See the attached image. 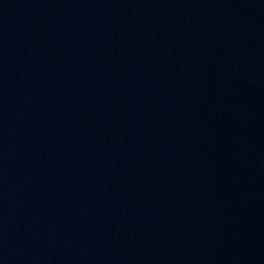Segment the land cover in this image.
<instances>
[{
  "label": "water",
  "instance_id": "water-1",
  "mask_svg": "<svg viewBox=\"0 0 264 264\" xmlns=\"http://www.w3.org/2000/svg\"><path fill=\"white\" fill-rule=\"evenodd\" d=\"M0 264H264V0H0Z\"/></svg>",
  "mask_w": 264,
  "mask_h": 264
}]
</instances>
